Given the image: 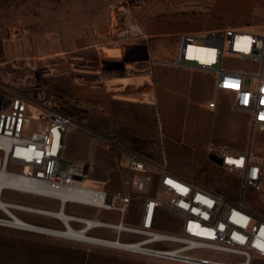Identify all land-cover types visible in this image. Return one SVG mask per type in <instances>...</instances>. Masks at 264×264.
I'll list each match as a JSON object with an SVG mask.
<instances>
[{
  "label": "built area",
  "instance_id": "2783aa9c",
  "mask_svg": "<svg viewBox=\"0 0 264 264\" xmlns=\"http://www.w3.org/2000/svg\"><path fill=\"white\" fill-rule=\"evenodd\" d=\"M224 59L251 63L256 71L226 68ZM162 62L211 72L215 90L232 95V110L248 115L250 137L253 132L264 133L261 36L233 28L210 31L204 36L180 34L172 58ZM207 107L212 109L214 102ZM72 130L90 135V151L84 159L66 161V141ZM98 140L112 142L49 101L34 102L19 92L0 97V227L68 241L70 237L56 234L67 232L69 227L87 229V234L103 230L113 233L115 238L90 236L98 242L97 247L176 264L264 262V219L254 217L244 204L247 190L262 189V162L249 148L236 152L208 146V153L219 161L217 165L238 179L237 195L229 198L176 177L161 158H150L130 149H125V175L118 188L109 189V179L87 184ZM3 191L51 200L57 209L4 201ZM67 204L93 209L95 214H67ZM99 212H115L118 218L100 220ZM15 213L46 218L61 229L25 222ZM161 215L178 222L176 233L156 229ZM120 237L134 240L121 242ZM195 252L219 253L236 260L225 262L196 256Z\"/></svg>",
  "mask_w": 264,
  "mask_h": 264
},
{
  "label": "rangeland",
  "instance_id": "374dc122",
  "mask_svg": "<svg viewBox=\"0 0 264 264\" xmlns=\"http://www.w3.org/2000/svg\"><path fill=\"white\" fill-rule=\"evenodd\" d=\"M204 2L0 0V97L19 92L34 102L49 101L84 127L112 140L109 143L98 140L93 154L95 164L88 176L98 182L109 179L108 188L116 189L125 175V149H135L144 144L145 140L137 132H147L149 128L144 123L147 117L143 110L134 104L120 103L116 98L122 95L114 91V87H106L111 90L106 94V103H102V63L99 53L104 50L106 54L118 55V50L105 48L138 42L147 23L169 13L198 11L205 5ZM223 66L250 73L256 71L255 65L235 59H224ZM114 71L118 73V68L110 67L109 75H113ZM89 151L90 135L84 131H70L65 160L84 159ZM253 152L258 153L255 147ZM213 173L219 190L229 198H235L237 189L234 178L223 169L214 168ZM1 199L33 208L57 209V204L51 200L10 191H3ZM260 200V195L246 191L245 205L262 209ZM65 212L95 214L93 209L73 204H67ZM15 214L31 224L61 229L60 225L43 217ZM98 215L104 221H116L118 218L115 212H99ZM177 227L178 222L166 215L159 216L156 224L157 230L167 233H176ZM0 231L7 230L0 227ZM88 235L110 240L115 238L113 233L103 230H94ZM37 237L41 239L43 247L62 244L58 248L71 256L72 262H78L83 257L88 264H176L75 241ZM133 240L130 237L119 238L121 242ZM157 247L171 248L173 245ZM194 255L225 262L236 260L211 252H195Z\"/></svg>",
  "mask_w": 264,
  "mask_h": 264
},
{
  "label": "crops",
  "instance_id": "0c3cea01",
  "mask_svg": "<svg viewBox=\"0 0 264 264\" xmlns=\"http://www.w3.org/2000/svg\"><path fill=\"white\" fill-rule=\"evenodd\" d=\"M204 4L198 11L169 13L147 23L138 42L105 48L118 50V55L102 50V103L111 90L106 87H114L122 95L116 98L120 103L142 109L149 129L137 133L145 142L129 149L163 159L173 175L211 191L222 193L213 179V169L221 168L209 160L208 146L236 152L249 148L262 162V189L249 190L261 196L262 209L245 206L254 217L264 219V133L253 132L250 137L248 115L232 110V95L215 90L211 72L162 62L172 58L180 34L204 36L233 28L257 34L264 43V0H205ZM110 67L118 68V73L109 75ZM210 102H214L212 109L207 107ZM254 147L258 153L253 152ZM126 157L124 154L123 170ZM228 174L237 189V177ZM5 230L0 231V264H88L83 257L72 262V257L58 248L62 244L43 247L37 237L43 235Z\"/></svg>",
  "mask_w": 264,
  "mask_h": 264
},
{
  "label": "bare ground",
  "instance_id": "6f19581e",
  "mask_svg": "<svg viewBox=\"0 0 264 264\" xmlns=\"http://www.w3.org/2000/svg\"><path fill=\"white\" fill-rule=\"evenodd\" d=\"M127 80V79H126ZM127 82V81H126ZM125 82V83H126ZM134 82V81H133ZM138 83V82H137ZM93 164L94 161H93ZM95 182H98V181H95L93 178L89 177L88 176V179L86 181L87 184H93ZM78 199H81V198H78ZM87 229L85 230H80L79 228L78 229H73V228H70L69 227V230L67 232H62V231H59L58 233L59 234H56L57 236H66V237H70L71 241H75V242H80V243H86V242H90L92 244H89V245H93V246H97L96 244L98 243L95 239H91L90 238V235H88L86 233Z\"/></svg>",
  "mask_w": 264,
  "mask_h": 264
},
{
  "label": "water",
  "instance_id": "95a60500",
  "mask_svg": "<svg viewBox=\"0 0 264 264\" xmlns=\"http://www.w3.org/2000/svg\"><path fill=\"white\" fill-rule=\"evenodd\" d=\"M208 158H209V160H211L212 162H215L216 164H219V161L216 160L214 156L210 155Z\"/></svg>",
  "mask_w": 264,
  "mask_h": 264
}]
</instances>
